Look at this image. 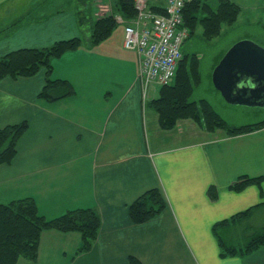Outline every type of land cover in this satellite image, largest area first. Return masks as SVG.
Returning a JSON list of instances; mask_svg holds the SVG:
<instances>
[{"label": "crops", "instance_id": "obj_1", "mask_svg": "<svg viewBox=\"0 0 264 264\" xmlns=\"http://www.w3.org/2000/svg\"><path fill=\"white\" fill-rule=\"evenodd\" d=\"M99 1L111 2L0 0V58L88 39L89 27L106 7L98 8ZM116 28L100 44L85 42L87 58L77 54L79 48L53 61L51 79L68 81L74 90L69 97H41L46 69L0 80V129L29 125L13 161L0 165V204L32 198L49 220L76 209H92L101 219L89 251L80 252V233L47 230L38 259L17 264H264V247L244 257H223L214 234L217 223L253 207L232 226L248 221L246 229L254 232L264 225V180L241 191L232 188L243 176L264 177V128L233 136L193 118L163 127L152 103L164 86L139 77V56L124 47V28L120 33ZM197 30L203 35V27ZM223 57L211 70V82ZM189 74V99L212 103L194 97L201 71L198 82L195 70ZM153 189L160 190L166 209L134 224L130 206Z\"/></svg>", "mask_w": 264, "mask_h": 264}, {"label": "trees", "instance_id": "obj_2", "mask_svg": "<svg viewBox=\"0 0 264 264\" xmlns=\"http://www.w3.org/2000/svg\"><path fill=\"white\" fill-rule=\"evenodd\" d=\"M112 3V12L115 14L126 19L136 16L135 0H112ZM217 4L215 7L206 0H195L186 5L184 18L186 26L190 29L191 37L201 26L203 36L208 40H213L221 35L225 25H234L238 21L241 8L237 3L232 0H218ZM151 8L162 12L157 5H152ZM116 27L114 16H103L97 18V21L89 27L88 39L78 37L57 41L46 48H25L11 52L0 58V80L8 76L31 77L41 69H46L49 77L41 97L47 100L69 97L74 93L72 85L66 80L51 79L53 61L69 51L78 49L85 42L90 45L100 44L110 37ZM196 59V56L192 58L189 67L195 70L198 82ZM188 63V55L184 54L179 66L176 86H164L162 97L152 103L161 116L163 127L171 128L179 119L193 118L211 131L221 129L233 136L252 133L264 128V120L240 127H231L208 100H201L199 103L192 102L189 98L193 93V83L187 68ZM28 128V123L23 122L0 129V165L10 164L13 161L17 154L18 143ZM262 180L264 177L243 176L232 188L235 191H241L246 186L260 183ZM255 208H250L214 226V234L223 257H244L264 247V225L258 231L248 235L244 244L236 245L232 243V238L226 237L225 231L229 230L236 221L248 217ZM165 209L166 202L160 190L153 189L130 206V218L134 224L145 223ZM100 229V216L92 209L71 210L49 220L40 215L37 204L32 198L0 204V264H17L21 258L36 261L39 255L41 235L47 230H58L65 233L78 232L83 238L80 252L89 251L97 242Z\"/></svg>", "mask_w": 264, "mask_h": 264}, {"label": "rangeland", "instance_id": "obj_3", "mask_svg": "<svg viewBox=\"0 0 264 264\" xmlns=\"http://www.w3.org/2000/svg\"><path fill=\"white\" fill-rule=\"evenodd\" d=\"M68 1V6L71 4L75 6L77 2H80V0ZM233 1L241 7V14L238 21L234 25H225L221 35L213 40H208L200 31L197 32L186 41L183 51L188 55L189 63L187 68L189 71H191L189 64L192 61L193 55L195 54L199 59L198 69L202 74V84L196 89L194 97L196 99H200L201 97L210 99L214 105L213 108L231 127H240L263 121L264 108L230 105L226 101V103L224 101H219L216 94H219L221 97L222 95L219 92L217 93L209 75L218 57L225 55V53L237 42L241 40H251L264 47V0ZM111 2L109 4H104L102 1H99V3H97L99 4L98 8L103 6L111 7ZM207 2L215 7L218 5V0H207ZM122 28H124L123 25L117 26L116 32L120 33L123 30ZM85 45L86 43H83L79 47L80 49L78 48L80 51H78L77 54L87 58L89 53ZM247 225H249L248 221H243L237 227L232 226L229 230L225 231L226 237L232 238V243L236 245L241 243L244 244L247 237H249L248 235L252 233L250 232L251 229H246ZM257 225H263L259 219L257 220ZM246 230L248 232H246Z\"/></svg>", "mask_w": 264, "mask_h": 264}, {"label": "built area", "instance_id": "obj_4", "mask_svg": "<svg viewBox=\"0 0 264 264\" xmlns=\"http://www.w3.org/2000/svg\"><path fill=\"white\" fill-rule=\"evenodd\" d=\"M151 1L163 11L152 9ZM192 1L135 0L136 16L132 20L115 16L116 22L125 26V48L139 56V77L146 83L168 85L176 79L183 46L190 36L184 10ZM101 11L106 15L112 12L107 7Z\"/></svg>", "mask_w": 264, "mask_h": 264}, {"label": "water", "instance_id": "obj_5", "mask_svg": "<svg viewBox=\"0 0 264 264\" xmlns=\"http://www.w3.org/2000/svg\"><path fill=\"white\" fill-rule=\"evenodd\" d=\"M213 83L230 105L264 108V47L241 40L214 70Z\"/></svg>", "mask_w": 264, "mask_h": 264}]
</instances>
